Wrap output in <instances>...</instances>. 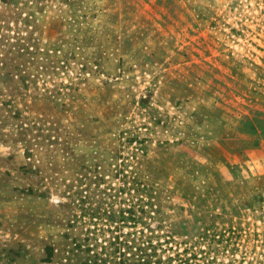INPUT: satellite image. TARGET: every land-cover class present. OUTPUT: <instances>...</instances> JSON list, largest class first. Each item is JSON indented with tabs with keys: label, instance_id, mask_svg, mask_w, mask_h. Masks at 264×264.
Listing matches in <instances>:
<instances>
[{
	"label": "rangeland",
	"instance_id": "rangeland-1",
	"mask_svg": "<svg viewBox=\"0 0 264 264\" xmlns=\"http://www.w3.org/2000/svg\"><path fill=\"white\" fill-rule=\"evenodd\" d=\"M0 264H264V0H0Z\"/></svg>",
	"mask_w": 264,
	"mask_h": 264
}]
</instances>
